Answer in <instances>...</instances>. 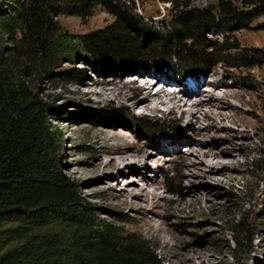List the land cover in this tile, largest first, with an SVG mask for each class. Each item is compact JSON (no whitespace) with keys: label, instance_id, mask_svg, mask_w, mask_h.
<instances>
[{"label":"rangeland","instance_id":"374dc122","mask_svg":"<svg viewBox=\"0 0 264 264\" xmlns=\"http://www.w3.org/2000/svg\"><path fill=\"white\" fill-rule=\"evenodd\" d=\"M127 1L147 23L169 16L170 4L161 0ZM188 2L202 7L218 0ZM112 19L99 6L85 18L57 17L75 36ZM209 38L220 46L219 62L182 78L171 64L163 72H118L81 54L56 69H85L82 83L55 74L31 77L50 106L63 173L94 217L138 244L154 264H264V15L248 28ZM147 78L155 89L168 84L183 99L191 94L190 105L143 111L139 89ZM103 89L114 95L103 97ZM197 99L202 104L191 105ZM118 108L128 120L123 127L93 125L84 115ZM133 116L175 123L153 130L133 124Z\"/></svg>","mask_w":264,"mask_h":264},{"label":"trees","instance_id":"16d2710c","mask_svg":"<svg viewBox=\"0 0 264 264\" xmlns=\"http://www.w3.org/2000/svg\"><path fill=\"white\" fill-rule=\"evenodd\" d=\"M161 1L170 4L169 16L153 25L127 0H0V264H154L138 244L96 219L63 173L50 106L31 77L55 74L82 83L85 69H56L75 64L81 54L118 72H163L171 64L182 78L219 62L220 46L210 35L248 28L264 15V0H241L247 9L229 0L202 7ZM98 6L113 19L83 35L57 20L61 14L85 18ZM84 115L93 125L123 127L128 121L121 108ZM132 118L153 130L175 123Z\"/></svg>","mask_w":264,"mask_h":264},{"label":"bare ground","instance_id":"6f19581e","mask_svg":"<svg viewBox=\"0 0 264 264\" xmlns=\"http://www.w3.org/2000/svg\"><path fill=\"white\" fill-rule=\"evenodd\" d=\"M164 75V74H162ZM136 79H131V81H127V84H133L135 83ZM141 88L139 91L145 93V97L141 100L143 103V111L150 110L151 112L159 111L163 108L164 111L171 112L174 111L176 108L184 111L185 106H189L188 103L191 98V94L184 93V97H188V99H183L181 96L177 95V93L172 90V86L165 84L162 87H159L155 89V86H153V80L152 79H143V83L140 85ZM103 97L108 98L110 95H114V92L112 90L106 91L102 90L100 91ZM223 96V95H222ZM197 104L201 105L202 100H196L191 105L197 106ZM123 150L121 148L117 147L114 149V152L122 153Z\"/></svg>","mask_w":264,"mask_h":264}]
</instances>
